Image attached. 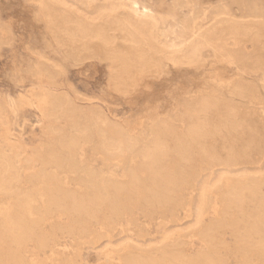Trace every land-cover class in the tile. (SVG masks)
<instances>
[{"label": "rangeland", "instance_id": "374dc122", "mask_svg": "<svg viewBox=\"0 0 264 264\" xmlns=\"http://www.w3.org/2000/svg\"><path fill=\"white\" fill-rule=\"evenodd\" d=\"M234 1L0 0V97L9 98L11 102V106L8 105L1 112L9 120L7 122L4 118L0 120V136L4 127L8 126L9 133L13 131L10 134L20 141L9 146L0 140V145L4 146L6 153L11 156L13 167L17 168L19 175L21 172L20 186L32 188L36 180L30 176L40 168L36 160L28 167L21 168V159L31 156L35 150L45 151L50 146L62 151V140L74 135L80 136V145L72 158L77 168L74 174H82L91 169L94 174L106 179V186L109 185L111 178L126 179L131 171L138 168L141 156L150 147L153 130L166 124L170 128L173 127L179 136L187 134L190 128L195 131L200 129L202 133L200 143L205 149L204 156L199 155L197 146L192 145L188 150L190 155L187 154L184 161L180 160L176 153L175 139L168 137L169 154L164 159L167 166L178 170L184 169L182 171L185 175L182 174L184 180L193 183L194 202L201 193L212 194L211 198L214 201L212 210L215 211L219 207V198L216 195L220 191H225L235 182L251 181L250 178L260 183V193L264 197V38L260 36L259 31L256 33L252 30L245 31L246 33L231 31L230 27L235 23L224 20L225 11L239 8L242 10V16L238 17L239 21L260 18L264 13V0ZM46 8L54 14L68 15L66 17L72 20L80 17L78 21L83 25L87 23L85 26L90 27L93 30L91 32H95L97 27L108 29L109 19L119 14L125 23H128L130 30L105 31L104 37L113 38L110 50L116 48L122 53H137L143 50L149 57L151 55L155 66L147 75L137 78L134 85L127 81L126 91H118L111 80L109 49L100 39H93L86 44L88 52L78 41L66 42L65 46H60L47 21ZM134 20L135 22H132ZM141 20L146 22L142 24ZM198 38L203 41V45L200 46L199 56L190 63L187 56L192 54L193 45L198 42ZM134 40L140 43L133 44ZM77 49H82L85 55L79 62L75 56ZM158 52L162 54H157ZM40 56L45 58L41 59ZM59 69L64 70V76ZM46 70L55 71L54 78L50 80L51 84L57 85V91L60 94H67L72 104L74 103L75 111L65 113L59 122L44 123L38 111L30 107L24 109V105L18 104L19 97L32 88L43 86L42 88L46 89L41 82ZM99 115L109 119V126L103 129L106 135L115 136L118 133L125 135L126 139L121 141L123 155L106 160L97 149L99 126L91 127L89 119ZM74 118L76 124L72 127L69 122ZM59 128L64 129L65 136L53 134L54 130ZM36 145L43 147L38 148ZM15 156L20 158L17 159ZM47 169L52 168L49 166ZM29 171L31 172L28 173ZM70 173L62 172L61 176L65 186L68 184L69 187H74V183L69 180L72 176ZM142 175L145 179L149 176L146 171H143ZM185 185L182 184V192L186 197L188 196L186 192L190 193V190ZM214 189L218 191L217 194L212 193ZM121 203L125 205L124 198L121 199ZM213 211L207 218H211ZM195 212V204L188 208L181 204L166 206L162 203L148 207L138 198L133 210L136 221L133 223L134 226L128 223L129 214L108 215L104 207L98 213V224L93 226L91 235L93 240L78 244L80 247L74 244L73 236L66 232L65 228L70 220L68 214L51 211L41 230L49 235L48 245L54 249L60 243L63 255H69L68 257L80 264H97L107 258L117 262L119 257L115 252L116 247L131 242L143 246L154 245L161 241L165 233L175 237L184 235L189 248L191 247V254L196 255L200 251H207V246L203 240L189 233L194 225ZM76 229L73 233L78 235ZM225 239L231 249L234 238L230 232H227ZM1 242L0 253L5 246L3 241ZM50 253V247H45L41 251L34 240H29L18 250L25 264H35L36 261L40 264H52L49 260ZM220 253L221 256L227 257L225 264H239L238 259L228 250L221 249L219 255ZM251 264H264V259L252 261Z\"/></svg>", "mask_w": 264, "mask_h": 264}, {"label": "bare ground", "instance_id": "6f19581e", "mask_svg": "<svg viewBox=\"0 0 264 264\" xmlns=\"http://www.w3.org/2000/svg\"><path fill=\"white\" fill-rule=\"evenodd\" d=\"M233 2L235 1L233 0ZM198 3L200 4V2ZM126 7L128 8V6ZM130 12L132 11L130 10ZM198 12L199 11H197V13ZM45 14L51 30L55 34V40L60 46H65L66 42L72 43L78 41L85 46L83 49L87 51V43H89L93 39H100L102 41L106 48L109 49L108 58L111 59V80L114 81L116 89L120 92L126 91L127 81H130L132 85H134L137 78L147 75V73L151 71V68L155 66V62L150 58L151 55L149 57L148 54L145 53L143 50H139L137 53H122L121 51H119V49L116 50V48L110 50L109 46L113 43V38L110 37L111 35L109 36L110 39H107L106 36L104 37L105 31L115 32L118 30L121 32L130 30L127 26L128 23L126 24L119 14L114 15L112 17L110 15L111 18L108 16L110 18L108 22V29H103L102 27L101 29L97 27V29L94 30L95 32H91L93 30L90 27L85 26L87 23L83 25L82 22L78 21L80 17L77 20H72L66 17L68 15L63 16L60 14L52 13L48 8H46ZM224 15V20L226 22L235 23V25L230 27L231 31H240L241 33H246L245 31L251 30L253 32L255 31V33L256 31H259L260 36H263L264 38V13L260 18H254L253 20L246 22L238 20V17L242 16V10L240 8L236 10L230 9L228 11H225ZM142 20L141 23L143 22ZM132 22H135V20ZM145 22H143L142 24H144ZM155 22L157 23V21ZM226 22L224 24H226ZM148 24L150 25L149 22ZM147 30H149V28ZM206 30L200 31L206 32ZM96 31H104V33ZM146 34L143 35L145 36ZM205 39L204 41H206ZM256 39H258V37ZM211 41H213V39ZM233 41L235 42V40ZM132 43L139 44L140 42L138 43L136 40H134V42ZM201 45H203V41L201 39H199L198 42L193 45L192 54L190 55L188 53L189 57L187 56L188 62L190 61V63H193V61L191 60L199 56V49ZM185 52L186 51H184V53ZM159 53L160 52H158L157 54ZM160 54H162V52ZM75 56L78 62L82 61L85 58L82 49L78 50V52L75 53ZM183 56L185 57V55ZM40 57L42 59L44 56ZM170 59H172V57H170ZM59 66L61 67V65ZM46 71L47 74H44V78L41 81L44 87L46 86V89H43V86H41L40 88H32L30 91L26 92V94L21 95L19 97L18 104L22 106L24 105V109L25 107H30L35 109V111H38L40 114L39 117H41L44 123H48L50 121L59 122L65 113H73L75 111V107L73 105L74 103L72 104V102L67 97V94H60L57 91V85L51 84L50 80L54 78L55 71ZM63 71H61L62 74ZM57 84L59 85L60 83ZM8 105L11 106L10 99L6 97H0V120H3V118H7V116L5 117V115H2L1 112ZM195 113L198 112H194V114ZM8 120L6 119L5 121L7 122ZM108 120L101 115L96 118L89 119V124L91 125V127L99 126V139L97 142V149L106 160L113 159L123 153L121 141L122 139H126L123 133H118L115 136H108L104 133L103 129L109 126L110 124ZM69 123L72 127H74L76 124L75 118L70 120ZM8 128V126L4 127V131L0 136V140L5 142L6 145L9 146L20 142L18 139L13 137L12 134H10L13 131L9 133ZM172 128L166 126L165 124L164 126H159L155 130H153V137L149 143L150 147L141 156V163L139 164L138 168L136 170L130 168L133 171L128 174L129 176L126 179L111 178L108 186L105 185L106 179L101 175L94 174L91 169H87V171L82 174H74L77 168L72 158L74 157L75 152L78 146L80 145L79 135H74L68 139L62 140V151H58L54 146H50L45 151H43V149H32L35 151L32 153L31 156L24 157L23 159H21V168L22 166L28 167L32 162L35 163V160L38 161L40 164V168L36 170V172H34L31 176L29 174L30 177L36 180V184L32 188H22L20 186L21 183L19 181L22 180V178L20 179L21 172L19 175L18 170H16L17 168L13 167V164L11 162V156L6 153V149L4 146L0 145V240L3 241L5 245L3 247V252L0 253V264H25L21 258L22 256L18 254V250L29 240H34L38 249L41 251H43L45 247H50L51 253L49 256V260L52 262V264H80L79 262H77V260L68 257L69 255H63L64 251L60 248V243L58 244V247L54 249L52 246L47 244L49 240V235L46 234V232L44 233L41 228L43 227V224L46 223V221L48 220V215L51 213V211H60L65 213L66 215H69L70 220L65 228L66 232L68 233V235L73 236L74 244L80 247V245L78 244H84L85 242H91L93 240V236L91 237V235L93 234L92 229L94 225L98 224V213L104 207H106L108 215L124 216V214H129L130 216L128 215V223L133 224L134 222H136L133 216V210L135 208V202L138 198L142 200L143 205H146L148 207L157 204L159 205L160 203H162L166 206H170L172 204H181L188 208L192 204H195L196 212L194 216V225L193 228L189 231V233H192L199 239L203 240L207 246V251H200L201 253L199 252L196 255H192L190 252L191 247L189 248V243L184 235H179L175 237L173 235L165 233L163 234V236L161 235V241L154 245L143 246L131 242L127 245L116 247L115 252L118 254L119 257V260L117 262H112L109 258H107L97 264H225L227 261V257L225 256V258L221 256V253L219 255L221 249H223V251L228 250L234 257L238 259L239 264H251L252 261H259L264 259V197H262L260 193V183L250 178L251 181L235 182L231 184V186L225 191H220L218 194V191L214 189L212 193L215 192L217 194L216 197L219 198V207L215 211L212 210V204L214 202L213 198H211L212 194L206 195L204 193H201L198 200L194 202V194L192 193L193 183H189L188 181L184 180L185 175L182 173L184 169L178 170L169 167L164 163V159L169 154V149L167 145L168 137H172L175 139L177 145L176 153L179 156L180 160L184 161L186 159L188 150L192 145L197 146L199 155L204 156L205 149L203 148V146H201L200 143L202 133L200 129L195 131L190 128V130L186 132L187 134L179 136L175 133ZM119 132H121V130ZM53 134L59 137L66 135L64 129L61 128L55 129ZM38 146L39 145H36L35 147ZM17 154L18 153H16V155ZM189 155L190 154H188V156ZM49 166L52 168L51 170L47 169V167ZM66 171L72 173V176L69 178V180L74 183V187H69L68 184L67 186L64 185L61 173ZM143 171H146L149 175L146 179L142 175ZM30 172L31 171H29L28 173ZM258 181L260 180L258 179ZM184 183L187 185V189L190 190V193L186 192L188 193V196L186 197L182 192V184ZM122 198H124L126 201L125 205H122L121 203ZM3 201H6V203H3ZM40 208L43 209L42 212ZM212 211L213 214L211 218H207L209 214L212 213ZM206 218L209 219V221H207ZM76 227H78V229H76ZM109 227H111V225ZM112 227L114 226L112 225ZM75 229L78 230V235H75L73 233ZM115 230L116 229H114V231ZM227 232H230V234L234 238L233 246L231 249L227 240L225 239ZM77 255L79 256V254ZM35 264L40 263L39 261H36Z\"/></svg>", "mask_w": 264, "mask_h": 264}]
</instances>
